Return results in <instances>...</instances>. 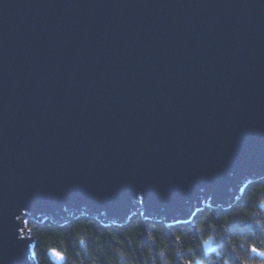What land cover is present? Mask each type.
Segmentation results:
<instances>
[{
  "label": "water",
  "instance_id": "obj_1",
  "mask_svg": "<svg viewBox=\"0 0 264 264\" xmlns=\"http://www.w3.org/2000/svg\"><path fill=\"white\" fill-rule=\"evenodd\" d=\"M262 176L264 0H0V264H35L24 217L182 220Z\"/></svg>",
  "mask_w": 264,
  "mask_h": 264
},
{
  "label": "trees",
  "instance_id": "obj_2",
  "mask_svg": "<svg viewBox=\"0 0 264 264\" xmlns=\"http://www.w3.org/2000/svg\"><path fill=\"white\" fill-rule=\"evenodd\" d=\"M143 214L130 209L118 220L82 209L62 222L27 216L22 226L35 264H264L253 251H264V176L223 204L200 198L184 220Z\"/></svg>",
  "mask_w": 264,
  "mask_h": 264
},
{
  "label": "snow or ice",
  "instance_id": "obj_3",
  "mask_svg": "<svg viewBox=\"0 0 264 264\" xmlns=\"http://www.w3.org/2000/svg\"><path fill=\"white\" fill-rule=\"evenodd\" d=\"M17 218H18V217H17ZM53 251H54V250H53ZM253 251H256V252H258L259 255L264 256V251H258V250L255 249V248H253ZM54 254H55L59 259H63L62 254H60V253H56V252H54Z\"/></svg>",
  "mask_w": 264,
  "mask_h": 264
},
{
  "label": "rangeland",
  "instance_id": "obj_4",
  "mask_svg": "<svg viewBox=\"0 0 264 264\" xmlns=\"http://www.w3.org/2000/svg\"><path fill=\"white\" fill-rule=\"evenodd\" d=\"M30 251H31V254H32V256H33V252H32V250H31V243H30ZM51 255L52 256H54L55 258H58L55 254H54V252L53 251H51ZM257 255L259 256V257H262V258H264V256H262V255H259L258 254V252H257Z\"/></svg>",
  "mask_w": 264,
  "mask_h": 264
}]
</instances>
